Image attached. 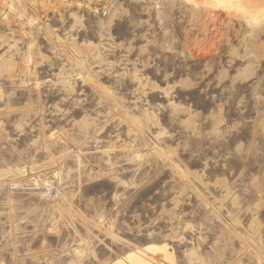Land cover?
I'll return each instance as SVG.
<instances>
[{
	"label": "rangeland",
	"instance_id": "obj_1",
	"mask_svg": "<svg viewBox=\"0 0 264 264\" xmlns=\"http://www.w3.org/2000/svg\"><path fill=\"white\" fill-rule=\"evenodd\" d=\"M196 3L0 0V264H264V20Z\"/></svg>",
	"mask_w": 264,
	"mask_h": 264
},
{
	"label": "bare ground",
	"instance_id": "obj_2",
	"mask_svg": "<svg viewBox=\"0 0 264 264\" xmlns=\"http://www.w3.org/2000/svg\"><path fill=\"white\" fill-rule=\"evenodd\" d=\"M193 2H204L207 0H192ZM217 3H221L229 9H237L241 14L250 20L258 21L264 20V0H211ZM196 3V4H197ZM208 11V10H207ZM231 12V11H229ZM167 246V245H166ZM165 245L150 244L146 247L136 250H131L126 253L124 258L113 261V264H154L158 261L152 262L155 259L151 255H158L161 258L173 263L172 254L168 252ZM150 253V254H149ZM159 260V259H157ZM166 261V262H167ZM159 261L158 263H160ZM164 263V262H163ZM161 264V263H160Z\"/></svg>",
	"mask_w": 264,
	"mask_h": 264
}]
</instances>
